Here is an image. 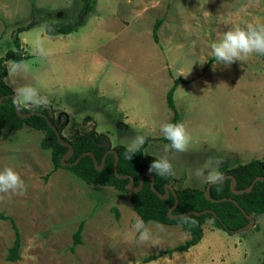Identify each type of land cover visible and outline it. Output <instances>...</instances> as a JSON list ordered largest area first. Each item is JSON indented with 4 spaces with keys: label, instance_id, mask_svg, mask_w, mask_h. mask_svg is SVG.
I'll list each match as a JSON object with an SVG mask.
<instances>
[{
    "label": "rangeland",
    "instance_id": "obj_1",
    "mask_svg": "<svg viewBox=\"0 0 264 264\" xmlns=\"http://www.w3.org/2000/svg\"><path fill=\"white\" fill-rule=\"evenodd\" d=\"M80 6V0H0V59L15 50V36L22 51L17 62H5L3 79L17 100L28 86L47 97L52 118L66 117V138L71 124L105 135L110 147L127 148L144 136L145 154L168 156L173 190L204 188L217 161L235 166L264 160L259 54L215 69L211 54L224 32L264 25V0H96L75 32L57 35L34 26L16 34L35 18L72 22ZM175 78L189 80L175 89L173 100L191 142L186 152L165 153L171 145L159 140L160 129L172 117L165 94ZM43 136L26 126L1 130L0 171L13 168L26 191L0 193V214L13 221L20 237L19 258L9 261L14 230L9 220H0V264H264V213L240 233L206 223L196 246L169 255L165 251L188 239L179 225L148 222L151 238L141 242L128 194L87 185L65 166L53 169L49 151L39 145ZM80 222V244L71 249Z\"/></svg>",
    "mask_w": 264,
    "mask_h": 264
},
{
    "label": "trees",
    "instance_id": "obj_2",
    "mask_svg": "<svg viewBox=\"0 0 264 264\" xmlns=\"http://www.w3.org/2000/svg\"><path fill=\"white\" fill-rule=\"evenodd\" d=\"M81 6L72 22L67 23H54L43 22L39 19H33L27 26L19 27L16 34L28 30L34 26L44 27L50 29L51 32L57 35H67L78 30L83 26L89 14L92 13L96 0H80ZM161 19L154 22L152 28V38L157 42V30L161 24ZM13 46L15 50H8L0 59V136L1 130L18 131L23 126L41 131L44 133L39 145L43 150H48L53 169L60 167V159L67 151V147L60 145L55 137L54 132L50 125L54 126L60 134V139L63 142L70 144L73 153L65 162L72 164L83 153L91 152L100 164L102 156L110 149L114 150L117 154L118 160L116 165V172L119 176L131 177L133 179L134 187L138 186L140 176L148 174L153 178V189L150 188V181L147 177L143 176L141 188L134 192H129L125 189L128 184V179L117 178L113 172L114 155L107 154L104 164L101 169L96 170L93 166L92 159L89 156H82L76 164L65 166L76 178L83 181L87 185H98L102 187H112L113 189L128 194L129 202L133 212L137 217L143 220L146 225L148 222H154L161 225H179L181 229L186 232L189 238L181 245L174 248V250H167L165 253L171 254L173 251L186 252L189 248L197 245L203 237V226L209 223L216 229L224 230L232 234L238 229L247 224V219L244 217L242 211L251 216L252 218L264 213V181L255 182L252 189L248 193L232 194L229 189L230 181L225 179L219 183L210 186L209 199L204 196L205 186L199 188H183L175 189L174 194L177 198V205L171 212V215L186 213L189 211L202 212L208 210L209 212L200 215H188L178 218H169L168 211L174 205V197L172 193H168L167 197L159 198L158 195H164L165 185L170 184L172 187V179L170 175L161 176L159 174H150L148 168L155 160L153 156L145 154L143 149L145 144L141 147L140 151L128 159L126 156V147L117 145L114 147L103 146L102 144L107 140L103 134H97L93 129L83 131V129H75L72 126V133L69 138L63 136L62 131L66 126V117L59 113L56 118H49L47 124L44 116L48 117L47 107L40 106L32 108H25L19 106L20 113L30 114L27 118H19L15 113V106L10 95L13 94L11 88L4 83V78L7 75V68L5 62L12 60L17 62L21 59L22 51L19 50V41L17 36L13 39ZM264 69V56L259 55ZM189 80L183 78H175L172 85L169 87L165 94V103L172 111V117L167 123L179 122L178 113L176 111L173 94L175 89L182 84H187ZM62 116V117H61ZM62 121L60 122L59 120ZM60 122V123H59ZM159 140L163 143L169 141L162 136ZM218 171L223 176L231 175L234 177L236 186L235 190H243L247 188L256 177H264V160H251L244 164H237L229 166L226 162L219 166ZM226 198L228 200L216 202ZM229 200H233L229 201ZM212 211L213 213H211ZM117 217V216H116ZM0 220H9L11 227L14 230V240L12 246L9 248V261L18 260V251L20 248V237L18 229L13 221L0 214ZM82 231V222L79 223L77 229L73 233L72 247L80 244V234ZM164 253V252H163ZM161 253L151 255L144 259V262H150L157 259Z\"/></svg>",
    "mask_w": 264,
    "mask_h": 264
},
{
    "label": "clouds",
    "instance_id": "obj_3",
    "mask_svg": "<svg viewBox=\"0 0 264 264\" xmlns=\"http://www.w3.org/2000/svg\"><path fill=\"white\" fill-rule=\"evenodd\" d=\"M264 56V25L248 24L245 27H234L223 33L222 37L211 45V54L215 58L214 69L217 65L231 66L236 61H243L252 54ZM21 103H30L35 107L48 104L47 97L39 95L35 88L30 86L21 89L20 97L17 100V106ZM160 131L164 138L170 142L171 149L166 145L165 153L170 150L176 152H186L191 142V136L183 122L165 123ZM144 136H137L126 149V156L131 159L134 154L140 151L145 144ZM220 161L216 162L217 169ZM150 174H159L167 176L173 174V166L167 155L153 160L148 168ZM198 176L202 173L197 171ZM222 179V174L217 171H209L207 180L210 183H216ZM26 191L25 182L13 168L7 167L0 171V193H12L23 195ZM133 228L139 232L141 242L150 240L149 229L145 226L143 220L137 218Z\"/></svg>",
    "mask_w": 264,
    "mask_h": 264
},
{
    "label": "water",
    "instance_id": "obj_4",
    "mask_svg": "<svg viewBox=\"0 0 264 264\" xmlns=\"http://www.w3.org/2000/svg\"><path fill=\"white\" fill-rule=\"evenodd\" d=\"M10 98H12L13 102H14V106H15V113L16 115L19 117V118H27L30 114H22L20 113V108L19 106H17V99L16 97L12 94L10 95ZM2 102V99H0V103ZM47 112H48V117L47 116H44V119L46 120L47 124H49V118H52V112H51V109L49 107H47ZM50 128L52 129V131L54 132L55 134V137H56V140L57 142L64 146V147H67V151L65 152V154L61 157L60 159V166H67V165H73V164H76L79 159L82 157V156H89L91 159H92V162H93V166L96 170H99L102 168L103 164H104V160H105V157L107 154H113L114 155V164H113V172L115 174V176L117 178H127L126 176H119L116 172V165H117V160H118V157H117V154L114 150L110 149L108 150L103 156H102V159H101V162L99 165H97V161L95 160L93 154L91 152H85L83 154H81L75 161L74 163L72 164H67L65 161L71 157L72 153H73V150L70 146V144H68L67 142H63L61 141L60 139V134L59 132L56 130V128L52 125H50ZM103 146L105 147H108L109 146V142L106 141L102 144ZM143 176L147 177L150 181V188L152 191L155 192V190L153 189V178L152 176L148 175V174H145V175H141L140 176V180H139V184L138 186L134 187L133 185V179L131 177L127 178L128 179V184L126 185L125 189L129 192H134L136 190H138L139 188H141L142 186V182H143ZM229 180L230 183H229V189L231 191L232 194H242V193H248L250 192V190L252 189L253 185L255 184V182H258V181H264V177H256L252 182L251 184L243 189V190H235V186H236V182H235V179L233 176L231 175H227V176H223L221 180H219L218 182L216 183H219L220 181H223V180ZM215 183H210V182H207L206 186H205V190H204V196L206 199H209V190H210V186L213 185ZM165 191H164V195H158L159 198H165L167 197L168 193H172L173 194V197H174V205L173 207H171L168 211V216L169 218H178V217H183V216H188V215H200V214H204V213H207L209 212L208 210H204L202 212H196V211H189V212H186V213H180V214H176V215H171V212L174 210V208L176 207L177 205V198L174 194V190L173 188L171 187L170 184L168 185H165L164 187ZM225 200H228L226 198H223L221 200H215L216 202H220V201H225ZM229 201H232L234 202L233 200H229ZM211 213H213L212 211H210ZM244 217L247 219V224L245 226H243L242 228L238 229L237 231H235L234 233H240V232H244L250 228H252L254 226V219L245 214L243 211H242Z\"/></svg>",
    "mask_w": 264,
    "mask_h": 264
},
{
    "label": "crops",
    "instance_id": "obj_5",
    "mask_svg": "<svg viewBox=\"0 0 264 264\" xmlns=\"http://www.w3.org/2000/svg\"><path fill=\"white\" fill-rule=\"evenodd\" d=\"M120 112V111H119ZM120 113H122V112H120ZM126 116V115H125ZM159 225H161V224H159ZM169 226V225H168ZM188 235V234H187ZM188 238H189V236H188ZM181 245V244H180ZM196 246V245H195ZM194 247V246H193ZM150 262H152V261H150Z\"/></svg>",
    "mask_w": 264,
    "mask_h": 264
}]
</instances>
